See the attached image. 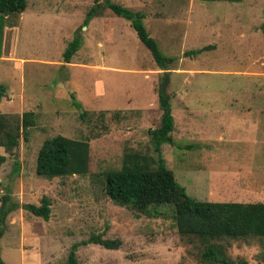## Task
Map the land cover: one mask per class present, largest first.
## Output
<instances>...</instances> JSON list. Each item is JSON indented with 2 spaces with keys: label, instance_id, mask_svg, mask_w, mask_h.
Masks as SVG:
<instances>
[{
  "label": "rangeland",
  "instance_id": "obj_1",
  "mask_svg": "<svg viewBox=\"0 0 264 264\" xmlns=\"http://www.w3.org/2000/svg\"><path fill=\"white\" fill-rule=\"evenodd\" d=\"M111 1L143 14L161 52L176 57L169 69H158L129 21L103 0L87 26L95 0H26L22 12L6 15L0 113L13 120L31 111L36 122L15 154L0 146V196L7 188L17 204L0 238L5 264H64L73 243L77 264H211L179 235L167 207L147 216L104 192L102 172L119 169L124 153L157 158L148 130L160 124V91L174 120L173 144L163 143L161 156L186 193L264 201V0ZM75 33L82 44L64 62ZM55 135L87 140L85 174L35 173L39 147ZM42 196L50 200L46 220L26 209ZM98 233L119 247L81 243ZM220 242L231 259L264 264L263 237Z\"/></svg>",
  "mask_w": 264,
  "mask_h": 264
},
{
  "label": "trees",
  "instance_id": "obj_2",
  "mask_svg": "<svg viewBox=\"0 0 264 264\" xmlns=\"http://www.w3.org/2000/svg\"><path fill=\"white\" fill-rule=\"evenodd\" d=\"M233 1V0H230ZM240 1V0H237ZM105 8L113 14L129 21L139 41L149 50L158 69L167 70L176 57L167 56L161 52L158 43L143 24V14L132 11L111 0H103ZM99 2L86 13L83 26L89 20L100 15ZM26 7V0H0V49L2 45L3 27L6 15L22 12ZM82 44V38L75 33L63 53L64 62H70L72 56ZM211 46H204L196 50L185 51L186 56L196 55L201 50ZM167 73V72H165ZM159 94L161 108L160 124L148 130L151 145L157 158L124 153L122 165L119 169H108L102 172L104 192L115 203L126 206L140 214L156 216L162 213L159 207H167L174 217L179 235L190 242L199 245V259L206 263L219 264H249L244 258L231 259L224 251L222 240H240L253 237L264 238V201H203L190 197L185 188L180 185L173 172L168 169L161 156L163 143L173 144L171 132L174 120L171 112L170 97ZM6 93L5 85L0 83V101ZM79 108L78 105H76ZM84 111L80 112L82 118ZM36 122L34 112H24L20 118L10 120L9 116L0 113V146L10 154H15L19 145V137L28 138L29 128ZM190 147V146H187ZM192 147V145H191ZM6 157L0 154V163ZM88 142L76 140L63 135H55L43 141L39 147L35 161V173L38 176L53 178L66 174H85L87 171ZM18 168L15 163L14 171ZM0 196V238L5 229L7 215L17 207L11 202L9 189ZM26 209L32 214L49 218L50 200L42 196L40 204L29 203ZM95 243L106 249H116L120 245L119 239L103 238L101 234H91L81 242ZM78 243H73L64 264H77L75 250ZM0 264H5L0 258Z\"/></svg>",
  "mask_w": 264,
  "mask_h": 264
},
{
  "label": "crops",
  "instance_id": "obj_3",
  "mask_svg": "<svg viewBox=\"0 0 264 264\" xmlns=\"http://www.w3.org/2000/svg\"><path fill=\"white\" fill-rule=\"evenodd\" d=\"M87 25H88V24H87ZM87 25H86V26H87ZM82 27H83V26H82ZM234 201H235V200H234ZM238 202H241V201H238Z\"/></svg>",
  "mask_w": 264,
  "mask_h": 264
}]
</instances>
